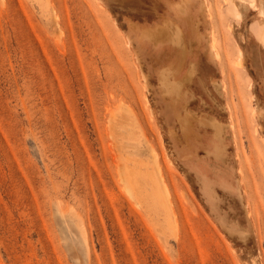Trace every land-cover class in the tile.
Masks as SVG:
<instances>
[{"label": "rangeland", "instance_id": "1", "mask_svg": "<svg viewBox=\"0 0 264 264\" xmlns=\"http://www.w3.org/2000/svg\"><path fill=\"white\" fill-rule=\"evenodd\" d=\"M178 1L0 0V264H264V16L201 0L220 79L205 112L238 183L210 207L167 133L174 65L138 42L163 43L165 12L190 49Z\"/></svg>", "mask_w": 264, "mask_h": 264}, {"label": "bare ground", "instance_id": "2", "mask_svg": "<svg viewBox=\"0 0 264 264\" xmlns=\"http://www.w3.org/2000/svg\"><path fill=\"white\" fill-rule=\"evenodd\" d=\"M254 1V6H256L259 14L264 16V0H258V3L256 0ZM168 13L172 16L174 15V5L171 4V10ZM162 14L165 18L163 33L166 37L163 43L160 46L156 45L155 38L153 37L157 33L149 38L153 44L152 46L148 44V34L141 35L138 42L153 58H165L162 60V63L174 65L173 75L175 78L172 83L168 84H171V91H166V93L174 95V98H176L174 101L178 99L177 103L173 101L171 103L175 111L178 108V114L176 123L169 130L167 129V133L176 158L182 161L185 169L191 171L199 182L204 200L207 201L210 207H218L216 190L219 189L230 198L231 193L236 191L238 187V183L235 180L236 172L233 168L234 160L232 161L226 152V131L221 121L205 112L207 108L210 109V104L203 97L199 96L200 91L194 92L195 88L189 87L195 73L193 57L185 41L181 40L175 33L174 20L167 13L162 12ZM159 77L160 84L163 86H166L167 82L170 81L164 77L163 70ZM199 78L200 80L197 82L198 87H196L205 93L204 80L201 77ZM144 85L147 91L148 89L151 90L147 85V81ZM212 85L216 90L218 89L217 82L213 81ZM212 102H214V99H212ZM147 103L149 104L148 112L152 114L149 100H147ZM191 103L194 106L190 108ZM156 106L158 113L163 115L164 109L158 101H156ZM176 126L180 128L183 136L180 142L174 136ZM162 176L160 173L158 176L159 180L149 177L147 182L150 184L154 196L156 195V199L159 202L164 203L166 199L169 203L168 188Z\"/></svg>", "mask_w": 264, "mask_h": 264}, {"label": "crops", "instance_id": "3", "mask_svg": "<svg viewBox=\"0 0 264 264\" xmlns=\"http://www.w3.org/2000/svg\"><path fill=\"white\" fill-rule=\"evenodd\" d=\"M178 2H181L180 0ZM258 3L259 1L256 0ZM178 4V3H176ZM188 6H187V5ZM185 8L188 7V10L179 17V20L184 24L188 23L193 29V38L190 46V54L193 57V66H194V77L193 81L190 83L189 87L195 88L197 86V82H199L200 78H203L205 83V93L204 98L210 104V110H212V106L216 105V97L220 95L219 88H220V79L216 78L217 67L216 61L210 57V53H208L207 45L208 43V36L210 33V28L208 26V22L204 15V6L201 0H190L187 3H184ZM244 14V10H242ZM242 14V15H243ZM163 17V21H164ZM185 34L184 31L182 33V37L184 38ZM213 81L217 82L218 89L216 90L212 83ZM197 88V87H196ZM214 99V102H212Z\"/></svg>", "mask_w": 264, "mask_h": 264}]
</instances>
